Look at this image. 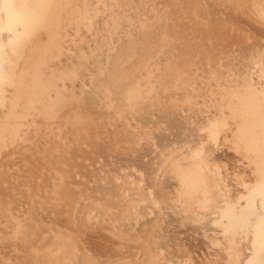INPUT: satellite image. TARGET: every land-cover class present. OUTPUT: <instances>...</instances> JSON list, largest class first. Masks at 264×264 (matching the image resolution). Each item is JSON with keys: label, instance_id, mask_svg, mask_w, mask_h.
<instances>
[{"label": "bare ground", "instance_id": "1", "mask_svg": "<svg viewBox=\"0 0 264 264\" xmlns=\"http://www.w3.org/2000/svg\"><path fill=\"white\" fill-rule=\"evenodd\" d=\"M0 0V264H261L264 0Z\"/></svg>", "mask_w": 264, "mask_h": 264}, {"label": "snow or ice", "instance_id": "2", "mask_svg": "<svg viewBox=\"0 0 264 264\" xmlns=\"http://www.w3.org/2000/svg\"><path fill=\"white\" fill-rule=\"evenodd\" d=\"M10 12L14 11L16 8L15 3L13 2V0H5ZM262 95H264V93H262ZM261 224L264 225V219H262ZM262 245H264V238H262ZM261 264H264V260L261 261Z\"/></svg>", "mask_w": 264, "mask_h": 264}]
</instances>
